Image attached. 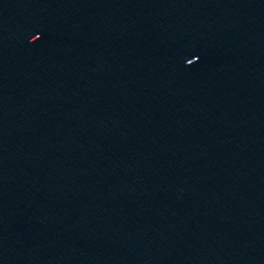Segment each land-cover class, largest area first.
<instances>
[{"label":"water","instance_id":"1","mask_svg":"<svg viewBox=\"0 0 264 264\" xmlns=\"http://www.w3.org/2000/svg\"><path fill=\"white\" fill-rule=\"evenodd\" d=\"M0 264H264V0H0Z\"/></svg>","mask_w":264,"mask_h":264},{"label":"snow or ice","instance_id":"2","mask_svg":"<svg viewBox=\"0 0 264 264\" xmlns=\"http://www.w3.org/2000/svg\"><path fill=\"white\" fill-rule=\"evenodd\" d=\"M39 36H40V33L37 32V34H36V39H37ZM36 39H35V40H36ZM191 57H192L191 60H187V64H191L193 61H196V60L198 59V56H197L196 54H193Z\"/></svg>","mask_w":264,"mask_h":264}]
</instances>
